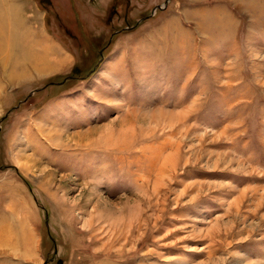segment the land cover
<instances>
[{
    "label": "rangeland",
    "instance_id": "rangeland-1",
    "mask_svg": "<svg viewBox=\"0 0 264 264\" xmlns=\"http://www.w3.org/2000/svg\"><path fill=\"white\" fill-rule=\"evenodd\" d=\"M38 1L76 56L0 29V264H264V0Z\"/></svg>",
    "mask_w": 264,
    "mask_h": 264
},
{
    "label": "crops",
    "instance_id": "crops-1",
    "mask_svg": "<svg viewBox=\"0 0 264 264\" xmlns=\"http://www.w3.org/2000/svg\"><path fill=\"white\" fill-rule=\"evenodd\" d=\"M46 15L47 10L38 0H0V29L4 34L14 35L22 41L49 38L56 47L60 46L75 57L72 46L49 28ZM7 35L5 39H8Z\"/></svg>",
    "mask_w": 264,
    "mask_h": 264
},
{
    "label": "bare ground",
    "instance_id": "bare-ground-1",
    "mask_svg": "<svg viewBox=\"0 0 264 264\" xmlns=\"http://www.w3.org/2000/svg\"><path fill=\"white\" fill-rule=\"evenodd\" d=\"M49 45V44H48ZM48 49H49V47H48ZM44 50H47V49H44ZM31 59H33V58H31ZM36 61V60H35ZM37 62V61H36Z\"/></svg>",
    "mask_w": 264,
    "mask_h": 264
}]
</instances>
